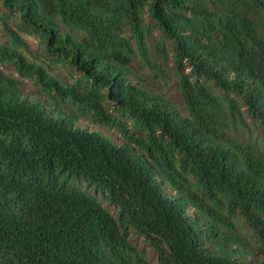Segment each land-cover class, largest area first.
<instances>
[{
	"label": "trees",
	"instance_id": "16d2710c",
	"mask_svg": "<svg viewBox=\"0 0 264 264\" xmlns=\"http://www.w3.org/2000/svg\"><path fill=\"white\" fill-rule=\"evenodd\" d=\"M0 28V264H264V0H0Z\"/></svg>",
	"mask_w": 264,
	"mask_h": 264
},
{
	"label": "rangeland",
	"instance_id": "374dc122",
	"mask_svg": "<svg viewBox=\"0 0 264 264\" xmlns=\"http://www.w3.org/2000/svg\"><path fill=\"white\" fill-rule=\"evenodd\" d=\"M2 34H3V32L0 28V36ZM23 37L30 44L31 48L37 52L38 51L37 41L33 37L28 36L26 34H23ZM158 38H159V32L157 30H154L150 36V40L156 41V40H158ZM158 55L159 54L156 52V50L153 49L152 46H150V58L156 62H161L162 60L158 57ZM134 67L137 68L139 70V72H141L143 77H145V79H140L141 82L143 83V85L148 87L151 91L166 94L168 97L171 98L173 103H175L178 107H181V108L183 106L182 109H184V103L185 102H184L182 95L179 93V87L176 84L177 77L174 74L172 75V78L170 79L169 82H167L166 84L161 86L160 80L155 78L154 70L149 68V67H143V65L141 64V60H140L139 56L134 58ZM164 67L168 71H170V69H168L167 66H164ZM55 71H56V73H59V75L61 77H63V79H65V80H67V79L74 80L75 79V81H76V79H78L81 76L80 72L74 71V72H72L73 73V77H72L68 74V72L66 70L59 68V67H57V69ZM26 88L28 90L32 89L30 81L26 80ZM184 112L186 113V109H184ZM141 244H143V242H141ZM147 252H148V255L150 257L152 253L150 252V250L148 248H147Z\"/></svg>",
	"mask_w": 264,
	"mask_h": 264
}]
</instances>
